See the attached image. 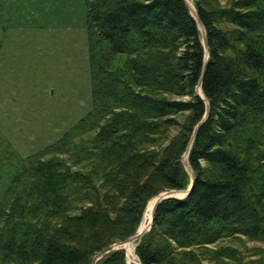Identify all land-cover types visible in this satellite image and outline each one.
<instances>
[{
	"label": "trees",
	"instance_id": "16d2710c",
	"mask_svg": "<svg viewBox=\"0 0 264 264\" xmlns=\"http://www.w3.org/2000/svg\"><path fill=\"white\" fill-rule=\"evenodd\" d=\"M194 6L206 64L185 0H85L91 108L15 171L0 264H91L134 235L152 198L188 187L197 125L192 191L157 204L140 264H202L196 250L225 237L264 240V0ZM95 264H126L125 251Z\"/></svg>",
	"mask_w": 264,
	"mask_h": 264
},
{
	"label": "rangeland",
	"instance_id": "374dc122",
	"mask_svg": "<svg viewBox=\"0 0 264 264\" xmlns=\"http://www.w3.org/2000/svg\"><path fill=\"white\" fill-rule=\"evenodd\" d=\"M85 11V0H0V202L22 162L91 108ZM135 243L123 248L126 264H140ZM221 248L236 260L204 258ZM263 250L264 240L238 235L196 251L202 264H264Z\"/></svg>",
	"mask_w": 264,
	"mask_h": 264
},
{
	"label": "water",
	"instance_id": "95a60500",
	"mask_svg": "<svg viewBox=\"0 0 264 264\" xmlns=\"http://www.w3.org/2000/svg\"><path fill=\"white\" fill-rule=\"evenodd\" d=\"M185 3H186V1H185ZM186 5H187V8L189 10L190 15L196 21L197 26H198V28H199V30L201 32L202 43H203V45H204V47L206 49V52H205V64H206V61L208 59V52H207V48H206V35H205L204 28H203L200 20L198 19L197 15H196V12L193 9H191L188 6L187 3H186ZM205 64H204L203 71L205 70ZM201 80H202V77L200 78L199 83L197 85V93H198V90L201 91ZM198 94L202 98V92H201V94L200 93H198ZM206 113H205V115H206ZM198 126L199 125L196 126V128L194 130V133H193V136H192V138L190 140V143H189V145L187 147V150H186L184 156L182 157V163H183L185 169L187 170V172L189 173V175L191 177L188 187L185 190H168V191H164V192L158 194L156 196V201H155V204H154V207H153L152 217H151V220H150L147 228L142 230V231H138V229H139V227H138V229L135 232V234L132 235L131 237L127 238L124 241H121V242H118V243H115V244H112V245H109V246L105 247L104 249H102L101 251H99L98 253H96L94 255L91 264H95L97 260H99L101 257H103L104 255H106L107 253H109L110 251H112L114 249H118V248H122L123 249L126 244L138 240L146 231H148L150 229V227L152 226L153 213H154V210H155V208H156V206H157V204L159 202H161L162 200H164L166 198H172V197L173 198H183V197L187 196L188 194H190V192L192 191L193 185H194L195 177H194L192 169H191V167H190V165L188 163L187 156H188L190 144H191V142L193 140L194 134H195L196 129L198 128Z\"/></svg>",
	"mask_w": 264,
	"mask_h": 264
},
{
	"label": "bare ground",
	"instance_id": "6f19581e",
	"mask_svg": "<svg viewBox=\"0 0 264 264\" xmlns=\"http://www.w3.org/2000/svg\"><path fill=\"white\" fill-rule=\"evenodd\" d=\"M186 2H187V0H186ZM187 4H188V2H187ZM188 6H189V4H188ZM190 7V6H189ZM191 9H192V7H190ZM198 93H200L201 94V91L200 90H198ZM155 201H156V197H154L153 199H151L150 201H149V203H148V206H146V211H144L145 212V216H144V224L146 223L147 224V226H148V223L150 222V220H151V217H152V212H153V207H154V204H155ZM143 219V218H142ZM141 225H142V220H141V223H140V225H139V229H138V231H142V230H144V229H146L147 228V226L145 227V228H141ZM136 243H137V241H135ZM129 244V243H128ZM127 245V244H126ZM130 247V245H127V248H129Z\"/></svg>",
	"mask_w": 264,
	"mask_h": 264
}]
</instances>
